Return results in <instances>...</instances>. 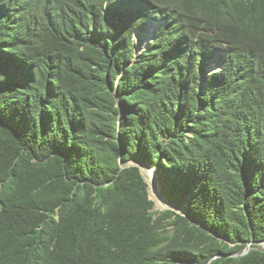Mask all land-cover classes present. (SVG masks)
Returning <instances> with one entry per match:
<instances>
[{
	"label": "trees",
	"instance_id": "16d2710c",
	"mask_svg": "<svg viewBox=\"0 0 264 264\" xmlns=\"http://www.w3.org/2000/svg\"><path fill=\"white\" fill-rule=\"evenodd\" d=\"M262 244L264 0H0V264H264Z\"/></svg>",
	"mask_w": 264,
	"mask_h": 264
},
{
	"label": "clouds",
	"instance_id": "9594fccd",
	"mask_svg": "<svg viewBox=\"0 0 264 264\" xmlns=\"http://www.w3.org/2000/svg\"><path fill=\"white\" fill-rule=\"evenodd\" d=\"M134 39H135V41H136V44H137V46H140L141 45V39H140V37L137 35V34H135L134 35ZM143 50H145V48H143V49H141L140 51H143ZM139 52V51H138ZM220 70V69H219ZM129 166H138L140 169H141V172L143 171L144 173H145V169L146 170H148V171H150V172H153L154 173V180H155V183L157 184V188H158V190L160 191V193H161V195L163 196V194H162V187H161V184H160V181L158 180V178H157V175H156V173H155V171H156V167H154V168H151V167H147V166H145V165H142V164H140V163H138V162H132L131 164H129V165H127V166H124V167H129ZM143 172H142V174H143ZM146 180V179H145ZM147 182V181H146ZM147 184H148V182H147ZM148 186H149V184H148ZM149 193H150V187H149ZM159 194V193H158ZM160 196V195H159ZM164 197V196H163ZM153 201V200H152ZM164 201H167V202H169L165 197H164ZM155 203V202H154ZM170 203V202H169ZM172 206H173V210L171 209V210H167V211H174V212H176V213H178L177 211H175V210H178L179 211V213L178 214H181L180 212H184L185 214H181V215H183V216H186L187 217V213H186V211H185V209H183V208H180L179 206H177V205H174V204H172V203H170ZM195 223H197V222H195ZM198 224V223H197ZM199 225V224H198ZM262 247H263V249H264V244H262ZM249 251V250H248ZM248 251L246 252V253H248Z\"/></svg>",
	"mask_w": 264,
	"mask_h": 264
},
{
	"label": "rangeland",
	"instance_id": "374dc122",
	"mask_svg": "<svg viewBox=\"0 0 264 264\" xmlns=\"http://www.w3.org/2000/svg\"><path fill=\"white\" fill-rule=\"evenodd\" d=\"M145 174H146V179H147V182L149 183L150 185V193H151V197L152 199H154V202H155V207H154V210L155 212H164V211H167V210H171L173 208V206L167 202V201H164L160 196L159 194L157 193L153 183H152V179L154 180V173L153 172H150L148 170L145 169ZM157 188V187H156ZM165 205V207H163Z\"/></svg>",
	"mask_w": 264,
	"mask_h": 264
},
{
	"label": "water",
	"instance_id": "95a60500",
	"mask_svg": "<svg viewBox=\"0 0 264 264\" xmlns=\"http://www.w3.org/2000/svg\"><path fill=\"white\" fill-rule=\"evenodd\" d=\"M143 172V171H142ZM143 176H144V178L146 179L147 177H146V174L143 172ZM146 181H147V179H146ZM149 184V183H148ZM155 184V186L157 187V184L156 183H154ZM153 184V185H154ZM149 187H150V185H149ZM155 187V189H156V191H157V193H159V195H160V197L164 200V197L161 195V193H160V191L158 190V188H156ZM150 195H151V193H149ZM150 199L151 200H153L154 201V199H152V197L150 196ZM173 210V209H172ZM175 211H177L178 213H179V211L178 210H175ZM181 214L183 213V214H185L184 212H180Z\"/></svg>",
	"mask_w": 264,
	"mask_h": 264
},
{
	"label": "bare ground",
	"instance_id": "6f19581e",
	"mask_svg": "<svg viewBox=\"0 0 264 264\" xmlns=\"http://www.w3.org/2000/svg\"><path fill=\"white\" fill-rule=\"evenodd\" d=\"M152 183L154 184L155 183V180L152 179ZM154 187H156L155 184H154ZM163 207H165V205Z\"/></svg>",
	"mask_w": 264,
	"mask_h": 264
}]
</instances>
